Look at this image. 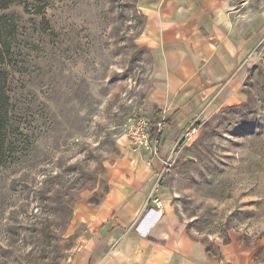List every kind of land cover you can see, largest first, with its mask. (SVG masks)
Returning <instances> with one entry per match:
<instances>
[{
    "label": "rangeland",
    "instance_id": "rangeland-1",
    "mask_svg": "<svg viewBox=\"0 0 264 264\" xmlns=\"http://www.w3.org/2000/svg\"><path fill=\"white\" fill-rule=\"evenodd\" d=\"M138 1L17 0L0 10V27L15 28L11 89L33 141L30 156L0 171V264H69L123 149L153 158L124 137L131 118L153 123ZM245 1L244 10L264 8L232 3ZM27 4L45 6V19ZM251 54L246 101L192 123L197 132L176 144L160 184L217 264H264V37Z\"/></svg>",
    "mask_w": 264,
    "mask_h": 264
},
{
    "label": "crops",
    "instance_id": "crops-1",
    "mask_svg": "<svg viewBox=\"0 0 264 264\" xmlns=\"http://www.w3.org/2000/svg\"><path fill=\"white\" fill-rule=\"evenodd\" d=\"M245 3L138 1L144 25L137 43L147 49L152 66L151 121L163 120L167 129L156 157L145 161L123 149L108 194L90 210V235L69 264H217L179 222L171 193L160 184L190 124L247 99L244 82L252 50L264 37V8L250 12ZM155 185L158 211L149 203Z\"/></svg>",
    "mask_w": 264,
    "mask_h": 264
},
{
    "label": "trees",
    "instance_id": "trees-1",
    "mask_svg": "<svg viewBox=\"0 0 264 264\" xmlns=\"http://www.w3.org/2000/svg\"><path fill=\"white\" fill-rule=\"evenodd\" d=\"M16 1L0 0V10L8 9ZM28 5L34 14L42 15L45 19V6L27 4L26 7ZM9 26L1 23L0 27V171L30 156V145L33 142L27 127L19 125L16 115L15 92L11 89L10 80V67L15 61V28Z\"/></svg>",
    "mask_w": 264,
    "mask_h": 264
},
{
    "label": "built area",
    "instance_id": "built-area-1",
    "mask_svg": "<svg viewBox=\"0 0 264 264\" xmlns=\"http://www.w3.org/2000/svg\"><path fill=\"white\" fill-rule=\"evenodd\" d=\"M167 129V123L163 120L150 124L145 117H134L128 121L124 129V137L127 143L135 151L149 152L150 155L156 157L159 153L162 136ZM198 127L194 124L189 125L183 132L180 141H188L197 132ZM156 185L152 188L150 200L160 205L158 199L153 200L152 195L155 193Z\"/></svg>",
    "mask_w": 264,
    "mask_h": 264
}]
</instances>
